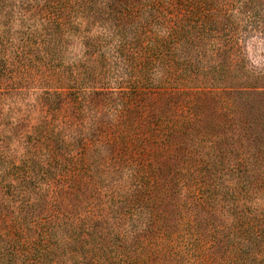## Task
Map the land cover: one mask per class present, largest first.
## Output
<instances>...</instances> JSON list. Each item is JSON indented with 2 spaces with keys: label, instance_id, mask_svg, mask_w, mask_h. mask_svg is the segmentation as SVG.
<instances>
[{
  "label": "trees",
  "instance_id": "1",
  "mask_svg": "<svg viewBox=\"0 0 264 264\" xmlns=\"http://www.w3.org/2000/svg\"><path fill=\"white\" fill-rule=\"evenodd\" d=\"M254 31L264 0H0V264H264Z\"/></svg>",
  "mask_w": 264,
  "mask_h": 264
},
{
  "label": "rangeland",
  "instance_id": "2",
  "mask_svg": "<svg viewBox=\"0 0 264 264\" xmlns=\"http://www.w3.org/2000/svg\"><path fill=\"white\" fill-rule=\"evenodd\" d=\"M245 48L248 56V60L257 68L261 70L264 69V39L261 35L254 31L252 32L249 37L245 39ZM15 101V102H14ZM13 102H5L3 104L4 109L3 113H6V110H9V117L8 118H16L20 115H26L28 113L26 106L27 101L25 102V106H22L20 102L18 103L16 100ZM2 106V107H3ZM13 147V146H12Z\"/></svg>",
  "mask_w": 264,
  "mask_h": 264
}]
</instances>
